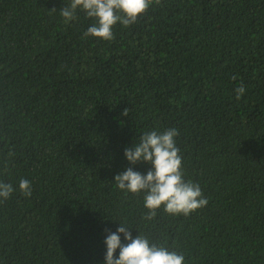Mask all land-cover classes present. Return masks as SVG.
<instances>
[{
	"label": "trees",
	"instance_id": "obj_1",
	"mask_svg": "<svg viewBox=\"0 0 264 264\" xmlns=\"http://www.w3.org/2000/svg\"><path fill=\"white\" fill-rule=\"evenodd\" d=\"M68 4L0 0V180L32 185L0 203V264H104L119 222L185 264H264V0H161L111 41ZM173 127L208 204L146 220L114 177L146 174L125 149Z\"/></svg>",
	"mask_w": 264,
	"mask_h": 264
},
{
	"label": "clouds",
	"instance_id": "obj_2",
	"mask_svg": "<svg viewBox=\"0 0 264 264\" xmlns=\"http://www.w3.org/2000/svg\"><path fill=\"white\" fill-rule=\"evenodd\" d=\"M153 4L160 5L161 0H70V4L59 10V14L63 23L67 24L77 18L78 11H82L87 18L95 21L82 38L95 37L111 41L114 39L112 29L117 23L124 27L135 24ZM245 90L243 84L234 90L237 101ZM128 112L125 109L123 115H128ZM178 135L174 127L163 132H144L132 148L125 149L124 155L131 165L141 162L150 164V170L142 174L129 167L114 177L115 187L125 194L144 193L143 206L147 212L143 218L146 220H153L161 209L170 216L187 217L208 204L200 185L184 179L183 158L176 145ZM3 170H9L7 160ZM17 190L24 197H30L31 181L20 179L17 189L13 184L0 180V203L7 201ZM129 229L119 222L116 232L106 230L104 264H185L183 253L151 243L141 233L133 238ZM121 234L126 243L121 242ZM117 249L118 258L115 255Z\"/></svg>",
	"mask_w": 264,
	"mask_h": 264
}]
</instances>
